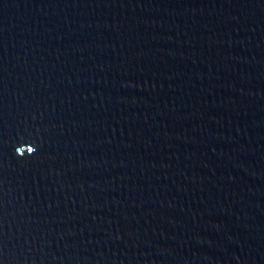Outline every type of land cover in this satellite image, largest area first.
<instances>
[{
    "label": "water",
    "instance_id": "1",
    "mask_svg": "<svg viewBox=\"0 0 264 264\" xmlns=\"http://www.w3.org/2000/svg\"><path fill=\"white\" fill-rule=\"evenodd\" d=\"M0 264H264V0H0Z\"/></svg>",
    "mask_w": 264,
    "mask_h": 264
},
{
    "label": "snow or ice",
    "instance_id": "2",
    "mask_svg": "<svg viewBox=\"0 0 264 264\" xmlns=\"http://www.w3.org/2000/svg\"><path fill=\"white\" fill-rule=\"evenodd\" d=\"M29 151H31V149H29Z\"/></svg>",
    "mask_w": 264,
    "mask_h": 264
}]
</instances>
